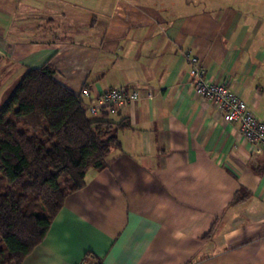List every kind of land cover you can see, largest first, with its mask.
I'll list each match as a JSON object with an SVG mask.
<instances>
[{
  "label": "crops",
  "instance_id": "crops-1",
  "mask_svg": "<svg viewBox=\"0 0 264 264\" xmlns=\"http://www.w3.org/2000/svg\"><path fill=\"white\" fill-rule=\"evenodd\" d=\"M186 53L264 122V0H0V98L44 65L92 98L138 91L21 264H264V153L194 92Z\"/></svg>",
  "mask_w": 264,
  "mask_h": 264
},
{
  "label": "trees",
  "instance_id": "trees-1",
  "mask_svg": "<svg viewBox=\"0 0 264 264\" xmlns=\"http://www.w3.org/2000/svg\"><path fill=\"white\" fill-rule=\"evenodd\" d=\"M123 121L90 115L49 65L25 71L0 107V264H21L68 194L103 168Z\"/></svg>",
  "mask_w": 264,
  "mask_h": 264
},
{
  "label": "built area",
  "instance_id": "built-area-1",
  "mask_svg": "<svg viewBox=\"0 0 264 264\" xmlns=\"http://www.w3.org/2000/svg\"><path fill=\"white\" fill-rule=\"evenodd\" d=\"M186 57L190 63L189 74L193 79L194 92L202 99L212 101L222 113L225 122H238L240 132L252 150L264 153V122L254 116L226 83L209 81L204 65L196 56L186 53ZM79 94L86 100L87 111L93 116L114 115L121 106L133 102L138 97V91L125 88H108L92 98L89 88L83 87Z\"/></svg>",
  "mask_w": 264,
  "mask_h": 264
},
{
  "label": "rangeland",
  "instance_id": "rangeland-1",
  "mask_svg": "<svg viewBox=\"0 0 264 264\" xmlns=\"http://www.w3.org/2000/svg\"><path fill=\"white\" fill-rule=\"evenodd\" d=\"M9 96V95H8ZM7 98V97H6ZM6 98L5 97H3V98H0V107L2 106V104H3V102L6 100ZM112 117V116H111Z\"/></svg>",
  "mask_w": 264,
  "mask_h": 264
}]
</instances>
